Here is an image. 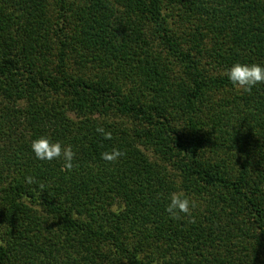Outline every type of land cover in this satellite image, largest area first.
Here are the masks:
<instances>
[{"label":"trees","instance_id":"1","mask_svg":"<svg viewBox=\"0 0 264 264\" xmlns=\"http://www.w3.org/2000/svg\"><path fill=\"white\" fill-rule=\"evenodd\" d=\"M237 62L264 66V0H0V264H264V84Z\"/></svg>","mask_w":264,"mask_h":264},{"label":"clouds","instance_id":"2","mask_svg":"<svg viewBox=\"0 0 264 264\" xmlns=\"http://www.w3.org/2000/svg\"><path fill=\"white\" fill-rule=\"evenodd\" d=\"M225 75L229 81L238 90H242L251 94L252 89L258 84H264V66L260 64H241L235 63ZM96 132L100 133L104 139L111 140V131H106L104 127L98 126ZM31 149L38 160L53 161L63 159L64 164L61 171H72L74 168L73 160L75 152L71 145L63 146L60 142H53L46 136H41L31 142ZM126 155L123 151L113 148L110 152L101 153V159L108 163H115L122 156ZM26 182L29 184L35 183V179L27 176ZM43 189V185H40ZM197 207L196 201L190 199L184 192H172L169 196V203L165 211L170 218L174 220L182 219V215L188 218L189 223H195V217L192 216V210Z\"/></svg>","mask_w":264,"mask_h":264}]
</instances>
